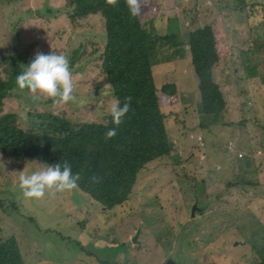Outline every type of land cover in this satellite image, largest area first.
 Masks as SVG:
<instances>
[{"label":"rangeland","instance_id":"obj_1","mask_svg":"<svg viewBox=\"0 0 264 264\" xmlns=\"http://www.w3.org/2000/svg\"><path fill=\"white\" fill-rule=\"evenodd\" d=\"M256 1L241 0L236 8V0H160L161 15H156L157 8L153 3L143 12L145 27L153 33H166L172 17L180 19L177 26L182 31V45L169 48L159 56L155 74L158 86L176 82L182 91L196 88L197 81L193 79L194 70L185 40L187 33L198 27L212 25L222 60L221 67L216 68L215 80L223 92L226 104L219 123L226 124L227 127L216 131L214 145L203 151H193V138L186 133L182 123L169 125L167 129L168 134L172 132L174 153L181 149L190 151L186 155V170L194 176L191 187L199 185L197 193L184 206L186 216L179 218V222L186 226L183 230H178L177 242L172 248L154 244L155 237L164 228L163 223H147L145 219L137 222L139 215L152 210L153 204L159 205L157 195L171 182L177 187L167 190L164 196L172 201L173 206L183 208L184 204L179 199L181 188L176 180V177L183 174V159L151 163L139 176L132 200L112 211L103 209L102 205L93 201L78 187L73 189L75 192L46 189L42 197L33 198L37 201H26L22 209L16 211L19 226L7 230L4 223L5 231L1 232V237L10 238L22 228V232L17 235V242L27 264H52L53 258L55 264H162L166 260V250H171L172 258L177 261L181 255L188 253L197 262L210 264L215 261L216 264H221L219 260L222 259L218 257L207 259L201 256L202 251L196 246L197 238L202 236L200 229L206 232L203 237L206 243L215 245L210 248V254L229 260L224 264H236L234 260L251 264L259 259V252L264 245L262 219L255 222L253 227L258 231L253 232L248 212L241 217L242 224L239 228L238 213L232 215L224 205L232 202L230 198L234 190L247 191L250 187L262 194L259 202L262 201L264 205V189L258 188L260 181L264 182V178L260 177L264 171V50L255 52L258 46L264 47V35L262 41H259L264 32V0ZM251 2L260 7L251 8ZM64 5V0L0 3V52H4V56L11 55L12 48L8 50L9 45L18 33H22L23 46L27 49L32 45L26 59L38 52L48 53L56 49L69 62L77 59L76 67L82 73V90L69 104L55 102L49 105L45 103L49 97L44 94L11 89L12 96L6 95L0 108V117L16 116L18 124L25 130H31L33 122H38L37 115L49 112L66 117L70 122H92L100 118L99 110L108 111L112 104H100L94 96L97 87H101L104 82L100 67L106 46V21L99 15L73 24L65 18L59 20ZM150 12L156 17H151ZM80 49L82 51L76 56ZM186 104L193 107L197 103L187 101ZM244 119L249 122L243 121ZM207 121L211 120L207 118ZM229 122H234V125L230 126ZM235 141L242 146L244 158L227 161L225 147L229 143L235 144ZM214 153L220 156L210 164L206 163L205 156ZM253 154L259 162L253 160L248 163ZM241 164L245 165L244 169H240ZM32 167L21 166L15 160L0 159V182H18L16 179L20 173H29L34 170ZM254 180L259 182L258 185ZM196 200L202 210L196 214V220H192L189 218L190 210ZM174 208L167 210L166 217V222L172 227L174 223L179 226V222H173L170 215ZM256 208L250 212V216L256 213ZM212 209V214L218 215L213 223ZM0 212L10 214L11 210L0 208ZM258 214L261 218L260 213ZM29 218L32 222L28 224ZM69 226L75 229H70L69 234L75 236L78 245L85 246V252L89 256L80 247L74 252L75 256L70 251H65L68 250L69 243L64 239L62 230L69 229ZM141 226L144 227L141 242L134 246L133 240ZM191 229H197L196 233L190 234ZM184 236L187 238L185 244L182 243ZM44 241L54 247L48 249L46 244H41ZM201 242L203 239L199 240ZM233 244L236 247H232ZM170 253L167 251L166 256ZM183 263L189 264L187 259Z\"/></svg>","mask_w":264,"mask_h":264},{"label":"trees","instance_id":"obj_2","mask_svg":"<svg viewBox=\"0 0 264 264\" xmlns=\"http://www.w3.org/2000/svg\"><path fill=\"white\" fill-rule=\"evenodd\" d=\"M20 1L22 0H0V3ZM64 1V9L59 16L68 19L72 24L94 14H100L105 19L108 43L101 71L107 81L101 84V89L110 99L114 98L111 99L112 103L117 101L123 103L125 97H131L129 110L121 118L115 137L110 139L104 137L106 130L113 128L109 109L99 110L100 118L90 123L70 122L66 117L51 112L43 113L36 116L38 122H33L31 130L22 128L14 115L1 116L0 154L23 161L39 160L38 163L54 164L67 160L72 166V171L80 175L77 187L105 209L114 210L132 200L134 187L146 165L156 161L179 160L178 153L172 151L174 143L168 137L169 125L176 123L184 125L186 133L193 138V151H203L213 146L216 131L227 127L226 124L219 123L226 104L221 88L214 81L216 68L222 65L221 54L212 25L191 32L188 45L192 53L191 66L194 70L193 79L197 81L196 88L182 91L176 82L158 86L155 82L158 55L170 46L171 42L172 46L175 45L181 36L180 28H172L166 36L149 31L145 27L146 19L143 15L149 7L147 2L142 0H139L140 10L136 16L129 14L125 0ZM240 1L236 0V8ZM253 2L250 3L251 8L260 7ZM156 8V15H161L159 7ZM149 14L156 17L152 12ZM179 22V18L172 17V27ZM202 41L208 42L212 48H207ZM11 48L10 56H4V52H0V104L10 88L18 89L16 75L23 71L34 57L25 58L32 45L27 49L23 46L22 33L13 38L8 50ZM81 51L82 49L77 53ZM53 52L58 53L56 49ZM199 99L200 104L193 107L186 104L187 101L198 103ZM170 101L172 109L178 110V116L174 119L168 118L164 112V103ZM207 118L211 121L208 122ZM243 121L249 122L246 119ZM228 124L233 126L234 122ZM139 143L146 144V147H139ZM234 148L243 151L238 141H235ZM180 152L184 160V169L183 174L176 177V180L181 188L179 199L184 208L186 203L190 202V198L197 193L199 185L191 187L194 176L186 170L188 163L186 155L190 151L181 149ZM219 156L216 153L209 154L206 161L210 164ZM92 177L96 179L93 180ZM175 187L177 186L174 183L164 187L157 195L159 205L153 204L152 210L144 211L139 215L137 222L145 219L147 223L149 221L163 223L164 228L155 237L154 244L167 249H171L177 242L176 235L179 230L177 223L172 227L166 222L167 210L175 207L172 211L173 222H179V218L186 216L185 208L173 206L172 201L164 196L167 190ZM72 191L75 192L73 189ZM33 198L24 197L18 183L0 184V208L11 210L10 214L0 212V264H25L21 258L17 236L3 240L1 232L5 231L3 224L7 226L14 213L22 209L26 201L35 200ZM31 222L32 219L29 218L28 224ZM143 228L141 226L137 230L138 244L141 242ZM70 229L74 228L69 226V229L62 230L64 239L69 243L67 251L75 256L74 252L80 247L87 255L85 246L78 245L75 236L69 234ZM254 231H258L256 227ZM77 232L82 239L78 229ZM182 243H187L185 236ZM261 248L259 259L251 264H264V245ZM234 262L244 264L241 260Z\"/></svg>","mask_w":264,"mask_h":264},{"label":"clouds","instance_id":"obj_3","mask_svg":"<svg viewBox=\"0 0 264 264\" xmlns=\"http://www.w3.org/2000/svg\"><path fill=\"white\" fill-rule=\"evenodd\" d=\"M23 1V0H22ZM147 2V6L149 7L150 3H153L155 5V7H159L160 5V0H142ZM129 14L132 16H136L139 13L140 7H139V0H125ZM99 16H101L100 14H98ZM92 16H96V14L94 15H90L86 18H83L81 20H85L88 19ZM59 20L64 19L63 17L59 16ZM102 17V16H101ZM103 18V17H102ZM104 19V18H103ZM105 20V19H104ZM208 26V25H205ZM205 26L202 27H198L197 29H204ZM212 27V26H211ZM172 28H177L179 29V27L176 25L174 27H172V20H171V24L169 25V27L167 28L166 33L164 34H159V33H155L157 35L160 36H166L169 34L170 31H172ZM195 29V30H197ZM213 29V27H212ZM181 31V29H179ZM193 30V31H195ZM191 31V32H193ZM187 33L186 35V47L188 49L189 55H190V63L192 64V53L190 50V47L188 45V40H189V34L191 33ZM214 35H215V39H216V34L215 31L213 29ZM263 34L261 35V39L259 41H262L263 39ZM182 31H181V36L179 37V40L176 41L175 45L172 46V42L170 43V46H168L167 48L163 49L162 51H165L169 48H173V47H181L182 45ZM204 43V45L207 48H212L208 42L206 41H202ZM107 43H108V35L106 33V46L104 49V53L101 56V67H100V71L102 69V65H103V56L105 54L106 51V47H107ZM216 43H217V39H216ZM264 50V47L258 46L257 50L255 52H261ZM162 51L160 52L162 54ZM159 53L158 55V60H159V56L161 55ZM76 56H79V53H76ZM77 59H73L72 61L69 62L68 58L63 55V54H59L53 51H50L48 53H36L35 56L33 57V59L24 67V70L19 72L16 75L15 78V82H16V86L18 87V89L20 90H25L27 89L28 92L30 93H41L46 95L47 97H49V99L47 100V102H45L46 104L48 103L49 105L54 104L55 102L58 103H63V104H69L71 102H73L79 95V93L82 90V85H80L81 83V69H77L76 65H77ZM71 64V67H70ZM101 75L103 77L104 82L107 81L105 75L102 73L101 71ZM214 81L217 84L216 80H215V73H214ZM262 82H264V79L262 80ZM218 85V84H217ZM264 87V84L262 85ZM12 88L9 89L7 95L12 96L10 94V90ZM95 96V100L98 103H112L109 95H105L101 89L100 86L97 87V92L94 95ZM6 97V96H5ZM4 97V99H5ZM0 104V108L2 107L1 105L3 104V101ZM131 100V97H125L124 98V102L120 103L119 101L114 102L111 104L110 109H109V113L111 115V119H112V123H113V128H109L106 130V132L104 133V137L105 139H110L112 137H115L116 133H117V128L119 127L118 125L121 123V118L128 112L129 110V101ZM201 99L198 100V104H200ZM164 112L166 114V116L170 119H174L177 118L178 116V110L176 109H172V105H171V101L170 103H164ZM86 123H90V122H86ZM173 131V129H172ZM169 139L172 141V132L170 134H168ZM172 144V142H171ZM139 147L141 148H145L146 144L144 143H139ZM226 154H225V159L227 161H230L232 159H243L244 158V154L240 151V150H236L234 148V144L233 143H229V145H227L225 147ZM256 149V148H255ZM178 157L179 160H182V154L179 151L178 152ZM6 159V160H15L17 162L20 163L21 166H33L32 168L34 170H32L29 173H24L21 172L20 175L18 176V178L16 179L18 182H14L13 180H9V181H1L0 184H7V183H11V184H17L18 183V187L21 189L22 191V195L26 198H40L44 195L45 190L46 189H54L56 191H65V190H72L75 189L78 186V181L80 179V175L79 173H75L72 171V166L71 164L67 161L64 160L62 163L58 162V163H47V162H43V163H38L37 161L39 160H32V161H23V160H18L15 158H11V157H7L4 156L2 154H0V159ZM205 160H206V156H205ZM255 161V162H259L258 160H255L254 158V154L250 156V158L248 159V163L251 161ZM42 162V161H41ZM158 162V161H156ZM153 162V163H156ZM184 162V160H183ZM137 163V162H136ZM207 163V161H206ZM39 165L37 168H35V165ZM151 164V163H150ZM150 164L146 165L145 167L147 168ZM184 165V163H183ZM145 168V169H146ZM245 165L241 164L240 165V169H244ZM144 169V170H145ZM261 178H264V171L260 174ZM93 180L96 179V177H92ZM139 181V178H138ZM138 181L136 183V185L138 184ZM254 182H256V185H258V181L254 180ZM172 183V182H171ZM260 186L261 188L259 189H264V182L260 181ZM135 185V186H136ZM169 185V184H168ZM164 188V187H163ZM261 195L258 190H256L255 188L250 187L247 191L242 190V191H236L234 190L232 192V202L230 203H223L225 205V209H228L230 213H232V215H235L236 213H238V218H239V228H241V224H242V219L241 217L244 216L246 213L249 212V222H251V226L252 229H254L255 227L254 224L256 221H260L262 219V223L264 224V205H262V201L259 202V199H261ZM193 208L192 210H190V217L192 218V220H196V214L198 212H201L202 209L199 208V203L198 200L195 201V203L193 204ZM259 205V207H258ZM103 207V206H102ZM257 207V208H256ZM256 208V213L252 216H250V212L255 211ZM103 209H105L103 207ZM108 210V209H106ZM238 210V211H236ZM108 211H112V210H108ZM213 209L211 210V223L214 222V220L217 218V214H212ZM261 215V218L259 216V214ZM170 215L172 216V209L170 211ZM19 219L16 217V212L14 213V215L11 217L10 221H8L7 226L5 224V227L7 230L10 229H14L17 228L20 224V221L17 222ZM14 223V224H13ZM186 224H179V229L183 230V228H185ZM199 226V224L197 223V227ZM197 229H191L189 231L190 234L192 233H196ZM235 231V230H234ZM18 232V231H17ZM16 234H13L10 238H12L13 236H17L18 234H20L22 232V228L21 230ZM199 233L202 234L201 237L197 238L196 241V246H198V248H200V250L202 251V257L207 258V259H217V257L221 262V264H224L225 262H228V259H224L221 256H217L215 255V257H213V255L210 254L209 250L210 248L214 247L215 245L210 243H206V239H204V235L206 232H203L201 229L199 230ZM185 236H187V232H185ZM203 239V242L199 243V240ZM3 240H7V238H3ZM45 243H41V244H46L48 249L49 248H53L54 246L47 242L44 241ZM138 243L133 245H137ZM239 244V243H238ZM19 245V242H18ZM235 245L233 244L232 247H234ZM236 247V246H235ZM20 248V245H19ZM67 251V250H65ZM170 251L171 253L166 256V252ZM20 252H21V248H20ZM165 252V257L166 260L162 263V264H166L169 260V264H184L183 260L187 259L189 264H200L203 262H197L194 258H192V256H190L188 253H186L185 255H181L180 256V260L177 261L175 259L172 258V251L171 250H166ZM51 255V254H49ZM89 256V255H87ZM52 257V255H51ZM21 258L24 261V258L22 256L21 253ZM53 258V257H52ZM53 260L55 261V259L53 258ZM54 261H52V264H55ZM25 264H27L25 262ZM204 264V263H203ZM210 264H216L215 261L211 262Z\"/></svg>","mask_w":264,"mask_h":264},{"label":"water","instance_id":"obj_4","mask_svg":"<svg viewBox=\"0 0 264 264\" xmlns=\"http://www.w3.org/2000/svg\"><path fill=\"white\" fill-rule=\"evenodd\" d=\"M137 239H138V236H136L135 239L133 240V243H134V244L137 243Z\"/></svg>","mask_w":264,"mask_h":264}]
</instances>
